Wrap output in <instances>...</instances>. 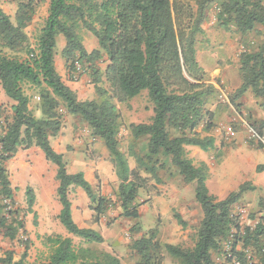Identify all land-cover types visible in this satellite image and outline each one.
Masks as SVG:
<instances>
[{
	"label": "trees",
	"instance_id": "obj_1",
	"mask_svg": "<svg viewBox=\"0 0 264 264\" xmlns=\"http://www.w3.org/2000/svg\"><path fill=\"white\" fill-rule=\"evenodd\" d=\"M9 1L16 4L14 21L0 9V87L11 103L0 132V236L20 242L24 251L18 261L7 251L0 264H24L31 245L5 166L20 148L30 147L38 148L56 167L58 220L69 235L80 239L75 246L70 238L47 237L52 251L44 264H121L111 253L83 247L104 240L98 232L80 228L74 222L72 189L85 194L96 222L112 202L94 191L82 172L69 174L62 154L52 148L50 138L58 134L62 125L60 111L80 118L90 137L102 141L107 149L119 181V217L138 219L139 191L147 186L148 178H157L158 170L165 168L167 161L186 184H194V199L202 219L193 246L162 244L154 228L131 244V251L138 256L135 264H163L164 254L178 264H218L213 254H222L223 240L230 247L228 253L223 252L226 259L220 264H264V217L256 219L254 225L241 227L230 211L241 195L253 188L243 184L217 200L206 186V165L195 166L185 152L186 147L203 152L215 148L212 136L197 133L200 127L207 134L214 129V113L206 108V102L215 88L205 82L195 50L196 36L202 33L205 11L210 6H215L216 24L225 31L246 37L262 28L260 45H247L239 54L240 85L231 104L250 93L264 113V0H195V10L182 0H49L47 18L33 48L28 45L25 30L40 0ZM80 29L96 40L97 47L90 52L82 45ZM59 36L65 41L59 55L68 77L88 75L100 100L78 101L58 75L54 56ZM19 51L24 58L19 57ZM104 84L107 88H103ZM26 86L37 92L39 118L29 108ZM143 91L152 105V117L148 123L128 127L134 142L128 156L136 163V169H130L119 147L121 120L115 103L127 105ZM262 128L264 120L259 124V137ZM143 138V149L136 151V143ZM24 194L27 211L33 213L34 192L27 187ZM174 217L186 227L177 214ZM250 218L255 221L254 216Z\"/></svg>",
	"mask_w": 264,
	"mask_h": 264
},
{
	"label": "rangeland",
	"instance_id": "obj_2",
	"mask_svg": "<svg viewBox=\"0 0 264 264\" xmlns=\"http://www.w3.org/2000/svg\"><path fill=\"white\" fill-rule=\"evenodd\" d=\"M182 1L193 6L195 10V0ZM48 7L49 0H40L36 14L25 30L31 48L34 47L35 38L47 18ZM0 9L14 21L15 2L0 0ZM215 15V6L208 7L201 25L202 33L196 36L195 41L196 59L204 72L205 82L215 88V92L206 102V108L214 113V129L207 134L200 127L197 133L201 137L212 136L215 148L201 153L197 147H186L185 152L195 166L204 163L207 170H210L211 190L216 191L223 181L226 184V196L237 191L243 184L253 188L246 190L230 210L243 227L247 224L254 225L256 219L264 217V128L261 129L262 136H258L259 124L263 121L260 116L264 113L250 93L243 95L233 105L231 97L240 85L239 54L247 45L249 48L260 45L262 28L259 27L257 33L242 37L233 31L219 28ZM79 34L82 45L88 52L97 47L95 38L89 32L80 29ZM64 44L63 37L59 36L54 56L56 69L64 73L65 81L76 90L73 92L78 101L100 100L88 75L82 73L79 78L68 77L65 62L59 55ZM19 52V57L24 58L22 51ZM103 86L107 88L105 84ZM25 91L30 98L29 108L33 115L41 117L37 92L28 86ZM10 106L11 103L4 93H0V132ZM115 107L121 120L118 133L120 151L127 156L129 168L136 169L134 158L128 156V149L134 143L128 127L131 124L148 123L152 117V105L146 91H143L127 105L115 103ZM60 114L63 115L62 125L58 134L50 138L52 148L56 152H62L69 174L87 170L89 179L94 184V191L112 202L106 214L96 222L85 194L80 189H72L70 201L73 205L74 222L80 228L98 232L104 240L101 244L83 247L111 253L121 264H135L138 256L131 251V244L156 228L160 243L191 248L202 219L201 209L194 199V184H186L178 170L167 161L165 168L158 170L156 179L141 173L148 178V183L139 191L136 200L138 219L119 217L116 197L119 181L115 177L111 157L103 142L90 137L87 125L80 118L64 115V111H60ZM145 143L144 138L137 142L136 151H141ZM98 165L106 167L101 170V178L96 170ZM5 166L14 188L19 214L24 221L25 236L31 243L24 264H44L47 261L52 251L51 245L46 242L47 237L70 238L73 245L78 246L80 239L69 235L58 220L60 205L56 196V167L47 162L36 147L20 148ZM27 187L33 190L35 196L33 213L27 211L24 194ZM174 214L186 224L185 228L177 222ZM252 216L255 217L254 222L250 218ZM229 247L227 241L223 240L222 254H213L216 263L220 264L226 259L223 252L228 253ZM7 251L13 253L14 261H18L24 246L18 241L10 242L0 236V258ZM163 264L178 262L164 254Z\"/></svg>",
	"mask_w": 264,
	"mask_h": 264
},
{
	"label": "crops",
	"instance_id": "obj_3",
	"mask_svg": "<svg viewBox=\"0 0 264 264\" xmlns=\"http://www.w3.org/2000/svg\"><path fill=\"white\" fill-rule=\"evenodd\" d=\"M55 68H56V63H55ZM56 71H57L58 75L61 77V79H62V81L64 82V84H65V85H66L71 91H76V90H74V88H72V86H70V84H69L68 82L65 81V79H64V73L59 72L57 69H56ZM0 93H3L1 87H0ZM260 118H261L262 120H264V115L260 116ZM214 145H215V142H214ZM199 151H200V150H199ZM200 152L203 153L202 151H200ZM57 153L62 154V152H57ZM103 167H105V166L98 165V166L96 167V170L98 171V173H99V175H100V178H101V170L103 169ZM105 168H106V167H105ZM80 172H82V173L84 174L85 179L88 181V183H89V184L92 186V188H93L94 184H93L92 181L89 179V176H88L89 172H88L87 170H83V169L80 170ZM209 175H210V170H208V178H207V180H206V186H207V189H208L209 193H210L212 196L216 197L217 200H222V199H224V198L226 197V184H225V181H223V182L221 183V185L216 189V191H215V190H211V187L209 186ZM115 177H116V176H115ZM114 179H115L114 181H116V178H114ZM79 191H80V190H79ZM71 210L73 211V205H72V203H71Z\"/></svg>",
	"mask_w": 264,
	"mask_h": 264
}]
</instances>
